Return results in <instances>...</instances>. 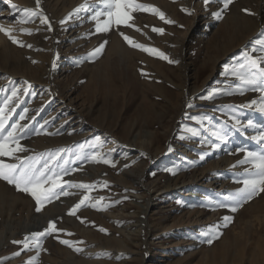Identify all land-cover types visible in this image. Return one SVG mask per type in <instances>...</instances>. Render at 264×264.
Masks as SVG:
<instances>
[{
    "label": "rangeland",
    "instance_id": "374dc122",
    "mask_svg": "<svg viewBox=\"0 0 264 264\" xmlns=\"http://www.w3.org/2000/svg\"><path fill=\"white\" fill-rule=\"evenodd\" d=\"M138 2L159 8L175 23L142 11L132 21L142 31L121 26L96 33L91 17L102 9L101 0H41V9L56 23L52 34L39 18L16 23L9 4L35 9V0H0V24L15 27L13 35L33 45L20 47L4 34L0 39V103L20 90L9 124L24 108L29 117L33 104L40 103L34 119L21 121L32 129L21 140L29 149L22 155L47 159L63 149L59 163L70 170L63 180L96 185L90 191L69 188L72 195L37 212L30 195L0 180V264H264V193L236 212L217 207L231 204L226 197L243 186L236 181L252 167L237 165L244 158L237 148L261 150L251 137L264 130V114L243 107L259 101L260 93L240 85L225 69L245 52L259 55L251 49L264 40V0H234L222 19L214 15L222 0L207 5L204 0ZM20 27L33 34L21 33ZM153 27L164 29L163 34ZM120 32L179 63L131 47ZM104 41L102 55H89ZM39 81L51 83L56 92ZM233 114L244 122L252 119L254 126L237 132ZM41 125L40 134H33ZM217 130L227 137L216 136ZM93 153L115 166L90 162L86 157ZM85 195L91 199L68 215ZM97 202L107 209L90 206ZM225 216L232 217L227 227ZM50 220L63 231L43 238L42 249L22 250L23 244L13 243L43 231ZM210 226L222 233L211 244Z\"/></svg>",
    "mask_w": 264,
    "mask_h": 264
},
{
    "label": "snow or ice",
    "instance_id": "6c2138e0",
    "mask_svg": "<svg viewBox=\"0 0 264 264\" xmlns=\"http://www.w3.org/2000/svg\"><path fill=\"white\" fill-rule=\"evenodd\" d=\"M210 2L211 0H204L206 5ZM101 3L103 5L102 9L100 11H96L91 17V19L96 22V33L110 32L113 27L119 31L121 26L133 28L136 31H142L140 28L136 27L134 23H132L135 19L134 13L142 11L157 15L159 19L165 23H175V21L167 19L165 14L159 8L139 3L138 0H101ZM233 3L234 0H222V9L219 12L214 13L216 19H222V13L229 9V6ZM10 7L17 24L23 25L33 23L36 18H39L40 24L47 26V31L51 32L53 30L51 21L41 9V0H35V9H21L14 3L11 4ZM182 10L187 12L189 15L191 14L187 9ZM242 10L249 15H254V13H252L249 9ZM17 13H22V15L17 17ZM101 17H103L102 20ZM65 22L66 21H61L62 24ZM16 30L17 29L15 27H5L3 24H0V33H3L13 44H17L20 47H27L29 49L33 48V45H26L13 35ZM39 30L40 29H37V31ZM19 31L25 35L33 34L32 30L26 27H20ZM152 31L157 34H163L164 29L153 27ZM120 35L131 47L144 51L150 55H154L170 64L179 63V61L170 59L164 52L156 48L147 47L143 44L134 42L132 38L125 35L123 32H120ZM255 43L261 47L257 48L254 45L251 52H259V55L253 56L250 52H245L240 62L230 67H226L225 74L238 79L240 85L246 86L249 90L260 93L259 101L252 100L249 104L244 105L243 107L255 108L259 113L264 114V40H258ZM106 44L107 41H104L89 55H102ZM37 50L42 51L43 49ZM32 62L37 63V61ZM29 87H31V85H29ZM236 90L243 94L244 88L238 86ZM19 91V89L12 90L11 94L7 96L2 103H0V180L14 186L18 192L30 195L36 203L37 212H40L46 204H50L54 200H58L61 196L72 195L73 193L67 190L69 188L84 189L88 191L94 189L96 187L95 184L82 182L74 183L63 180L64 176L70 174V170L65 168L63 164L59 163L61 153L64 151L63 149L57 150L55 153H49L47 159H44V154L22 155L23 153H27L29 151L28 148L21 144V140L27 137L29 131H32L28 124L21 123V121L29 119L27 115L29 110L24 108L19 114V118L9 124L10 119L16 112V104L19 101ZM24 91L26 93L28 89L26 88ZM212 98L213 96L211 95L206 97V99ZM189 107H191V105H189ZM32 119H34V117ZM230 119L233 123L234 129L241 134L246 133L248 128H252L254 126L252 119H248L244 122L235 114H233ZM47 123L48 121H45V124ZM43 127L44 126L41 125L40 128L35 129L33 134H40V129ZM188 131L193 135H198V133L193 129H188ZM47 134L55 135L58 133ZM215 135L221 139H225L228 133L217 130ZM251 138L261 146V150L253 151L242 147L237 148V154L240 152L244 153V158L238 161L237 165H251L252 167L251 169L245 170L244 179L236 181L237 183H241L243 186L235 192L229 193L226 197V200L231 201V204L221 202L217 204V207L229 208L231 212H236L240 207L251 201L255 196L264 193V130L259 131L257 135ZM217 146L218 145L216 144L212 145V147ZM86 159H89L90 162L94 163H104L113 167L115 166L110 158H106L100 153H93L90 157H86ZM237 165H233V167H236ZM76 170L77 169H71L72 172ZM103 186L107 187L106 182ZM90 199L91 198L89 196L85 195L78 203L69 209L68 215H76L77 210L84 206L86 201ZM104 199V197L99 198L100 201H103ZM90 206L97 210H106L108 207V205H100L99 202L92 203ZM77 218L80 219L79 217ZM223 220V227H227L228 224L232 222V217L225 216L223 217ZM83 222L84 220L81 219V223ZM60 231L63 230L57 229L56 223L50 220L48 222V227L43 231L31 234V238L26 236L23 241H13V243L23 244L22 250H28L30 246L40 250L42 249L43 238ZM99 231L105 233L107 232L104 228H100ZM209 233L210 235L207 240L209 244L222 235V233L219 232V226H210ZM67 235H73V233H67ZM56 238L59 239V237ZM59 243L68 247H73L76 252L83 251L81 248L74 247L72 242L69 240L59 239ZM20 254V252L14 253L16 256H19ZM28 264H34V261L30 260Z\"/></svg>",
    "mask_w": 264,
    "mask_h": 264
},
{
    "label": "bare ground",
    "instance_id": "6f19581e",
    "mask_svg": "<svg viewBox=\"0 0 264 264\" xmlns=\"http://www.w3.org/2000/svg\"><path fill=\"white\" fill-rule=\"evenodd\" d=\"M11 4V3H10ZM10 4H9V6H10ZM43 10V12H44V14L47 16V17H49V18H51L50 17V15H49V13L47 12V10L46 9H42ZM2 20V19H1ZM51 20H53L52 18H51ZM4 21V20H3ZM3 21H1L0 23H3ZM52 34L53 33H55V31H56V23H52ZM4 37V35H3V33H0V39H2ZM38 85L39 86H41L42 88L43 87H48L49 89H51V92H52V94H53V92H56L54 89H52V84L51 83H45V82H42V81H39L38 82ZM51 94V95H52ZM40 105V103H38V102H36V103H34L33 104V108H34V112L33 113H31L30 115H29V119L27 120V122H29L33 117H35V115H36V112H37V109L39 108L38 106ZM27 122L25 123V124H27Z\"/></svg>",
    "mask_w": 264,
    "mask_h": 264
}]
</instances>
